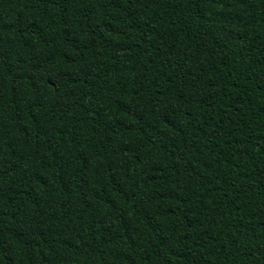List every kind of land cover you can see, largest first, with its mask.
I'll return each mask as SVG.
<instances>
[{"label":"trees","instance_id":"trees-1","mask_svg":"<svg viewBox=\"0 0 264 264\" xmlns=\"http://www.w3.org/2000/svg\"><path fill=\"white\" fill-rule=\"evenodd\" d=\"M0 264H264V0H0Z\"/></svg>","mask_w":264,"mask_h":264}]
</instances>
